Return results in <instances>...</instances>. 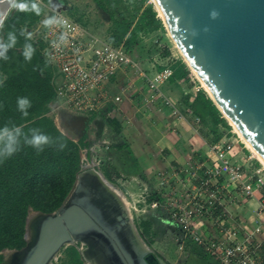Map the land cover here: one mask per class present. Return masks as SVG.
<instances>
[{
    "label": "crops",
    "instance_id": "obj_1",
    "mask_svg": "<svg viewBox=\"0 0 264 264\" xmlns=\"http://www.w3.org/2000/svg\"><path fill=\"white\" fill-rule=\"evenodd\" d=\"M104 32L108 35V31ZM135 46L130 51L131 57L149 76L163 67L164 58L173 60L168 51L157 60L141 44ZM128 80L124 71L110 79L105 84L102 106L88 115L68 110L56 98L49 102L46 115L63 134L82 143L80 151L93 145L91 157L99 170L117 183L126 198L137 200L139 194L148 197L147 207L142 208L146 215L143 220L150 222L148 234L152 236L153 247L169 264H220L192 240L190 230L203 241L224 230L233 231L234 239L249 235L253 243L260 244L259 264H264V211L260 209L264 183L246 197L239 187L220 179L215 188H220L222 194L213 206H206L186 224H175L168 217L166 197L175 198L182 208L187 206L200 187L199 177L205 175L214 158L210 144L229 136L223 126L214 128L210 121L196 119L190 105L198 88L189 75L167 79L161 85L177 108L176 114L162 102L148 103L141 78L135 80L132 91L115 103L113 97ZM232 160L241 165L250 180L258 174L264 181L263 163L240 141L234 140Z\"/></svg>",
    "mask_w": 264,
    "mask_h": 264
},
{
    "label": "water",
    "instance_id": "obj_2",
    "mask_svg": "<svg viewBox=\"0 0 264 264\" xmlns=\"http://www.w3.org/2000/svg\"><path fill=\"white\" fill-rule=\"evenodd\" d=\"M14 1L0 0V26ZM153 2L209 97L264 161V0ZM78 174L54 211L34 210L39 215L30 240L25 222L26 243L11 264H48L73 240L84 241L101 264H165L135 224L133 233L128 215L104 183L90 170Z\"/></svg>",
    "mask_w": 264,
    "mask_h": 264
},
{
    "label": "trees",
    "instance_id": "obj_3",
    "mask_svg": "<svg viewBox=\"0 0 264 264\" xmlns=\"http://www.w3.org/2000/svg\"><path fill=\"white\" fill-rule=\"evenodd\" d=\"M30 1L19 6L12 15H7L0 29L2 42H8L10 32L17 38L15 46L6 52L7 59L0 58V69L4 74L3 79H0L3 81L0 86V128L5 125L9 128L20 127L23 133L29 135V130L36 128L65 143L66 147L59 150L56 146H45L44 151L38 153L34 148L24 145L21 138L20 150L0 162V251L25 245V219L29 209L54 211L68 195L80 168L82 143L63 134L46 115L49 102L55 98L52 68L41 53L42 45L35 43L20 27L24 20L31 25L41 13L39 7H31L33 0ZM48 1L57 6L62 0ZM95 1L112 18L109 41L115 45L122 44L127 52L139 40L138 33L163 29L161 19L152 7L144 8L133 23V15L123 17L118 9L117 4L121 0ZM118 10L120 19L115 18ZM26 43L35 49L30 61H26L23 56ZM170 61L168 66L172 74L168 79H181L189 75L183 61ZM21 97L31 102L26 117L18 110L17 100ZM190 109L199 118L210 121L212 127L221 125L225 134H231L225 118L204 90L198 89ZM138 227L142 234H148L150 222L142 220ZM1 260L0 253V263ZM76 264L81 263L77 261Z\"/></svg>",
    "mask_w": 264,
    "mask_h": 264
},
{
    "label": "built area",
    "instance_id": "obj_4",
    "mask_svg": "<svg viewBox=\"0 0 264 264\" xmlns=\"http://www.w3.org/2000/svg\"><path fill=\"white\" fill-rule=\"evenodd\" d=\"M49 21L51 23L46 24L35 38L27 35L42 45L41 53L52 68L55 98L68 110L81 115L97 111L106 98L105 84L124 71L129 80L120 87L119 94L113 97L115 103L132 91L135 80L141 78L149 104L162 102L171 108L172 113H178L172 100L161 89L162 83L172 74L168 58H164L166 61L162 69L149 76L139 67L138 62L129 57L122 44L115 45L98 36L86 39L81 23L62 10L55 11V16ZM196 119L199 120V117L196 116ZM230 133L227 139L219 138L210 144L209 149L214 158L207 166L205 175L199 177L200 187L191 196L190 203L182 208L175 198L166 197L165 206L171 222L186 224L194 215L202 213L206 206H213L222 194L220 188H215L220 179L239 187L246 197L252 196L258 186L264 183L258 174L256 179L250 180L241 165L232 160L234 140L238 141L240 137L232 131ZM92 153L93 145L80 151L79 171L90 167V164L91 168L99 169L91 157ZM260 209L264 211V196H261ZM233 234V231L224 230L211 240L203 241L194 230L189 231L192 240L202 245L203 252L220 264H259L260 244L253 243L249 235L234 239Z\"/></svg>",
    "mask_w": 264,
    "mask_h": 264
},
{
    "label": "rangeland",
    "instance_id": "obj_5",
    "mask_svg": "<svg viewBox=\"0 0 264 264\" xmlns=\"http://www.w3.org/2000/svg\"><path fill=\"white\" fill-rule=\"evenodd\" d=\"M102 1H105V0H102ZM28 2H31V1L30 0H15L8 15L9 16L12 15L13 13H15V11H17L19 6H21L23 3H28ZM33 5H35V8L39 7L41 9V13L39 17L31 25H28L29 21L27 20L22 21L20 27L23 28V31H25L26 34L28 33L32 35L34 38L36 37L37 33H40V30L42 28H45L46 26L45 21H49L53 17V15L55 16V11L62 10L63 13L71 16L72 18L76 19L78 22L81 23L82 33L86 39H90L91 37L98 36V37H101L109 41L108 37L110 36L111 34L110 30L113 27L112 18L109 17V14L107 13V11L99 7V5L96 3L95 0H62L61 3H58L57 6H54L48 0H33L31 7H33ZM117 7L122 12L123 17L126 16L127 18H129L133 15V23L136 21L139 13L146 7H152L156 11L157 16L160 18L153 0H121L117 4ZM119 10L115 12L116 19L119 18L118 17ZM162 25H163V29L154 30V31H151L145 34L138 33L139 40L137 41L135 45L141 44L143 50L145 52H148L150 56L151 55L154 56V58H156L157 60H159V58L161 57H164L163 55H165L166 51H168L169 55L174 61H176L177 59H180L181 61H183L189 70V78L192 84L196 88L204 90L206 94L208 95L207 91L203 87L198 77L194 74L191 68L187 65L184 56L182 55L180 49L176 45L170 32L168 31L166 26L163 24V22H162ZM0 29H1V26H0ZM87 29L90 32H88ZM105 30L108 31V35L104 32ZM0 41H2V35H0ZM135 45H133L129 49V52H127L129 57H131L130 51L132 48L135 49L134 48ZM133 60L136 61L135 59ZM137 64L141 68L140 63L138 62ZM3 77H4V74L2 70L0 69V79H3ZM221 115L225 118L227 124L229 125L227 129L232 131L234 135H238L234 131L232 124H230L229 120L224 116L222 112H221ZM239 139L240 140L238 141H240L245 147H247L245 143L242 141V139L241 138ZM90 167H91V164H90ZM95 169L99 170L97 168ZM77 172H79V170ZM103 175L108 181H110V179L104 173ZM113 184L119 187L117 183L114 182ZM137 188L138 189H136V191L137 190L139 191L140 188L139 187ZM147 198L148 197L146 195L141 196L140 194L138 195L137 200L126 198L129 202V206H130L129 208L131 210L130 212L132 215V222L133 224H135L139 234L141 235L143 240L148 244L153 254L155 256L160 257L165 262V264H169V261L167 262L163 257H161L158 251L153 247L152 236H150V234H145V235L142 234L140 228L138 227L140 222L144 218H146V215H144V211H142V208L145 209L147 207L146 205ZM83 246L84 244L82 242H77V241L73 243H64L58 249V251L55 253V255L52 257V259L50 260L48 264H76L77 261H80L81 264H88L82 258V255H81ZM18 249L19 248L2 249L0 251L2 255V260L0 264H11L12 259L14 258V255L16 251H18Z\"/></svg>",
    "mask_w": 264,
    "mask_h": 264
},
{
    "label": "clouds",
    "instance_id": "obj_6",
    "mask_svg": "<svg viewBox=\"0 0 264 264\" xmlns=\"http://www.w3.org/2000/svg\"><path fill=\"white\" fill-rule=\"evenodd\" d=\"M35 7V5H33ZM213 17L217 15L215 12L211 14ZM51 21H45V24H49ZM23 35V31L21 33ZM17 42L16 35L12 32L8 34V42L4 43L0 41V58L7 59L6 52L15 46ZM35 49L30 43L24 45L23 56L26 61H30ZM3 81L0 80V86H2ZM18 110L23 116H27V109L31 107V102L26 97L18 98L17 100ZM29 134L23 133L20 127L9 128L5 125L0 128V162L13 156L20 150L21 138L23 139V144L34 148L38 153L44 151L45 146H56L59 150H63L66 144L59 141L58 139H53L47 134L42 133L39 129L33 128L29 130Z\"/></svg>",
    "mask_w": 264,
    "mask_h": 264
},
{
    "label": "bare ground",
    "instance_id": "obj_7",
    "mask_svg": "<svg viewBox=\"0 0 264 264\" xmlns=\"http://www.w3.org/2000/svg\"><path fill=\"white\" fill-rule=\"evenodd\" d=\"M3 17V14L0 12V20ZM169 31V30H168ZM170 32V31H169ZM171 34V33H170ZM172 36V35H171ZM173 38V37H172ZM174 40V39H173ZM175 41V40H174ZM176 43V41H175ZM177 45V43H176ZM178 46V45H177ZM179 48V47H178ZM180 49V48H179ZM181 51V50H180ZM182 53V51H181ZM183 55V53H182ZM184 56V55H183ZM186 60V59H185ZM191 70L194 72V74L198 77V79L200 80V82L202 83L201 79L199 78V76L196 74V72L194 71V69L191 67ZM203 87L204 84L202 83ZM228 119V118H227ZM229 120V119H228ZM230 124H232L234 131L239 135V137L242 139V141L245 143V145L253 152V154L258 157L260 159V161L263 163L264 165V161L262 160V158L258 155V153L253 149V147L248 143V141L244 138V136L242 135V133L237 129V127L229 120ZM86 170H90V172L95 175L97 178H99L104 185L107 187V189L109 191H111V193L114 194V196L118 199V201L120 202V204L122 205L123 209L125 210L126 214L128 215V225L131 227V229L133 230V233H135L134 230V225L133 222L130 221L132 220V215H131V210H130V206H129V202L128 200H126V196L125 194L113 183H111L110 181H108L105 176L103 175V173L100 170H96L93 169L91 167H84V169H82L80 172H78L79 176H82L83 173ZM39 215V213L37 211H34L33 209H29L28 214H27V218H26V238L28 240L31 239L32 234H33V229H32V223L34 222V220L36 219V217ZM136 234V233H135ZM134 234V235H135ZM138 238V237H137ZM136 238V239H137ZM140 242V239L138 238V240ZM76 242L75 240H73L72 242H68V243H73ZM77 242H82L84 244V246L82 247V251H81V255L82 258L88 263V264H101L96 255L94 253H90L88 251L87 245L84 241H77Z\"/></svg>",
    "mask_w": 264,
    "mask_h": 264
}]
</instances>
